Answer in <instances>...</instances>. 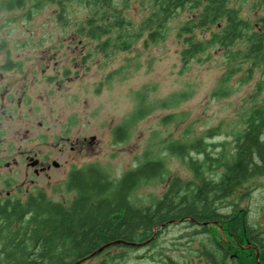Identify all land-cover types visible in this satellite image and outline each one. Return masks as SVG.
<instances>
[{
    "label": "rangeland",
    "instance_id": "1",
    "mask_svg": "<svg viewBox=\"0 0 264 264\" xmlns=\"http://www.w3.org/2000/svg\"><path fill=\"white\" fill-rule=\"evenodd\" d=\"M82 2L26 0L24 8L1 12L0 45L12 51L13 58H19L22 65L35 70L30 94L35 99L45 97L38 104L48 114L52 113L57 126L55 132L66 124L71 142H79L78 155L68 168L95 164L118 181L126 172L138 168L147 154L160 160L163 157L166 170L162 177L142 183L130 196L134 206L144 208L163 196L173 177L184 182L196 181L186 162L163 153L165 142H192L217 129V136L207 142L219 148L224 144L229 152L233 151L235 134L243 128L250 112L264 100V73L259 68L251 80L242 81V72L231 80L234 86L231 96L213 98L221 78L234 66L227 57L231 50L217 47L211 50L209 60L193 61L185 68L177 30L190 19L188 10L179 11L172 20L166 41L146 45L145 35L129 50L112 52L102 51L98 41L86 36L85 25L94 12ZM247 2L242 10L244 17L254 20L264 13V6L257 7V0ZM148 5L149 0H131L126 14L138 25L149 14ZM37 6L39 9H35ZM199 35L209 37V33ZM174 96L177 102L163 106L164 101ZM141 110L146 113L134 118ZM168 116L173 120L163 122ZM121 128L124 134L116 139L115 133ZM191 155L196 157L194 153ZM262 164L257 160L262 174L244 181L230 197L217 201V205L222 214H241L251 229L264 232ZM221 175L220 169L206 171L203 176L218 179ZM52 186L47 189L53 201L72 202L75 194L65 185ZM7 190L0 185V195ZM214 228L221 227H213L218 237L220 234L226 242L237 244V239L227 231ZM200 230L201 227L188 221H177L162 231L154 247L141 246L130 253L112 249L101 257L96 255L87 264H101L108 256L121 254L126 255L107 264H209L200 254L203 245H210L209 235L198 234ZM248 247L241 245L242 259L250 262L249 256L253 253L259 258V252Z\"/></svg>",
    "mask_w": 264,
    "mask_h": 264
},
{
    "label": "trees",
    "instance_id": "2",
    "mask_svg": "<svg viewBox=\"0 0 264 264\" xmlns=\"http://www.w3.org/2000/svg\"><path fill=\"white\" fill-rule=\"evenodd\" d=\"M247 1L149 0V14L136 25L126 14L131 0H79L94 12L86 22V36L98 41L102 51L112 52L129 50L145 35L146 45L166 41L172 20L179 11L188 10L190 19L177 30L185 68L193 61L209 60L211 50L217 47L231 50L227 57L234 66L212 93V97L218 99L233 94L231 80L240 73L243 72L242 81L251 80L259 68L264 73V13L254 20L244 17L242 10ZM257 3V7L264 6V0ZM25 5L26 0H0V13ZM199 33H209V37L202 38ZM237 46L240 48L233 51ZM259 90L260 85L258 93ZM177 100V96L171 97L163 106L168 107ZM145 113L141 110L134 118ZM172 120L173 117L168 116L163 122ZM123 130L116 131V139H121ZM218 132L211 129L192 142H165L163 153L186 162L196 181L184 182L173 177L163 196L144 208L132 204L131 194L142 183L162 177L166 170L163 157L160 160L152 154H147L138 168L126 172L118 181L95 164L72 171L68 190L75 197L69 204L55 202L44 193L24 201L0 200V264H87L104 246L109 245L96 257L112 249L130 253L141 247L120 242L154 247L162 231L177 221H188L190 225L201 227L198 234L209 235L210 245H203L200 252L209 264L228 261L230 264H264V232L251 229L241 214H222L217 205V201L230 197L244 181L263 173L257 160L264 166V100L250 112L243 128L235 134L233 151L229 152L224 144L219 148L207 142ZM220 169L222 175L218 179L203 176L206 171ZM213 227L227 231L230 237L237 239V244L226 242L220 234L218 237ZM253 243L259 250V258L253 253L248 262L242 259L241 245ZM125 255L108 256L101 264L121 260ZM164 257L173 261L171 257Z\"/></svg>",
    "mask_w": 264,
    "mask_h": 264
},
{
    "label": "flooded vegetation",
    "instance_id": "3",
    "mask_svg": "<svg viewBox=\"0 0 264 264\" xmlns=\"http://www.w3.org/2000/svg\"><path fill=\"white\" fill-rule=\"evenodd\" d=\"M13 56L0 45V185L8 189L0 200L24 201L38 193L50 198L49 186L61 184L68 190L71 172L82 169L68 168L78 155L79 142H71L66 124L55 132L52 113L38 104L45 97L30 94L35 70ZM249 248L259 251L255 243Z\"/></svg>",
    "mask_w": 264,
    "mask_h": 264
},
{
    "label": "water",
    "instance_id": "4",
    "mask_svg": "<svg viewBox=\"0 0 264 264\" xmlns=\"http://www.w3.org/2000/svg\"><path fill=\"white\" fill-rule=\"evenodd\" d=\"M122 244H125V245H130V246H135V247H139V246H142L141 244H129V243H124V242H120ZM116 244V243H115ZM109 246V245H108ZM108 246H104L102 247L99 251L95 252L93 255H98L100 254L102 251H104ZM258 258V254L256 256Z\"/></svg>",
    "mask_w": 264,
    "mask_h": 264
}]
</instances>
